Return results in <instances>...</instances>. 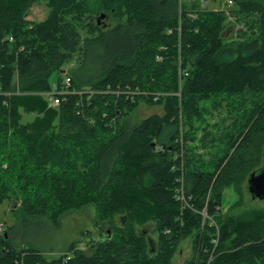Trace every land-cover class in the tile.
Wrapping results in <instances>:
<instances>
[{
  "label": "trees",
  "instance_id": "16d2710c",
  "mask_svg": "<svg viewBox=\"0 0 264 264\" xmlns=\"http://www.w3.org/2000/svg\"><path fill=\"white\" fill-rule=\"evenodd\" d=\"M36 1L0 0V203H18L25 225L39 216L57 224L86 205L98 222L122 215V224L90 236L87 251L71 244L64 254L53 252L58 228L49 221L48 239L2 228L0 264H167L192 234L191 264H264V212L238 222L216 215L223 187L264 151V0H234L229 11L247 26L231 41L221 0H101L95 10L45 0L41 22L26 17ZM100 11L114 23L94 19ZM64 70L71 89L91 93L52 106L49 77L56 71L60 81ZM141 101L163 104V113L123 120ZM207 104L231 113L227 150L241 137L211 173L174 142L191 138ZM181 179L193 208L174 195ZM204 203L218 228L206 219L200 230ZM148 220L157 243L136 230Z\"/></svg>",
  "mask_w": 264,
  "mask_h": 264
},
{
  "label": "rangeland",
  "instance_id": "374dc122",
  "mask_svg": "<svg viewBox=\"0 0 264 264\" xmlns=\"http://www.w3.org/2000/svg\"><path fill=\"white\" fill-rule=\"evenodd\" d=\"M83 1L86 3L87 8L91 10L97 9L101 2V0ZM208 1H210V5H213L212 0ZM49 13L50 9L47 5V2L45 0H38L30 5L26 17L32 21L41 22L48 17ZM105 15V12L103 13V11H100L98 14L94 15V19L96 18L97 20V18H99L98 21L100 22L104 20ZM225 15L226 22L230 25V29L228 30V33H230L227 41L240 39L239 32L245 30L247 24H244L241 19H234V16L236 15L232 11L226 12ZM106 23L111 25L114 23V21L111 20L108 15H106L105 22L102 23V25H105ZM94 65V60L89 59L86 63V69L88 70ZM57 78L58 73L56 71H52L49 77L50 85L56 82ZM76 91L77 96L83 94V96L86 98L88 97V93L82 89H78ZM128 92L131 91L128 90ZM206 107L207 110H205L199 118H196L194 121H192L194 129L191 128L189 130L191 138L184 141L181 136L178 139H174V142L180 140L181 145L183 144L181 147L182 149L187 147L190 149V153H194L198 160V165L200 166L201 171L204 173H211V171L215 170L217 165L221 166L225 163L227 157H224V155L227 152L229 155L236 148L238 142L241 140V137L237 140V142H235L231 149L227 150L229 144V139H227L228 134H234L235 129L233 126L234 122L232 121L231 113L227 112L228 110H226V104L223 106V110L218 108L215 109V111H212L209 109L208 104ZM224 107L226 111L224 110ZM162 113L163 104L141 101L131 112V114L127 116V118L131 116L132 120L136 121L152 114ZM32 118L33 114H27L25 115L24 120H31ZM261 160L262 154L260 159L256 162L241 166V170L234 176L233 182L223 187L222 204L219 206L220 212L216 215H223L224 217L229 216L231 220L238 222L250 219L255 215V212H264V198L253 199L247 188L248 174L254 167L261 163ZM184 187L183 179H181L180 183H178L175 188L174 195L176 199L182 202V207L190 206L193 208L192 203L187 198V195H185V193L182 195L181 193ZM210 189L211 186L206 193L205 202L211 195L212 190ZM17 205L18 203H15L13 199L10 201L6 199L0 203V225L2 228L11 229L12 227L10 225L15 223V229L13 233L17 234L18 232H21L22 229L23 236L26 238L28 234L36 231V233L42 234L46 239H48V235L43 233L46 231V226L44 224H46V221H49V223L47 222L49 226H52L56 229L58 228L56 230V235L52 234L53 238L56 236L58 238V244L53 248V252H60L63 254L68 252V246L71 244L77 249H83L87 251L88 248L85 245L89 241L90 236H94L98 233H102L103 230H109L110 227L113 228L114 226H120L122 224V215H116L112 224L110 222H98L96 220L93 206L86 205L81 209L73 210L60 216L57 224H55L54 221L47 216H39L34 219V222L36 221L35 223L31 225H25V222L18 220L19 216L14 211ZM199 212L202 215L200 230H203V225L206 219H208L206 221H210L211 224H215V227L218 228L216 224L218 223L216 222V216H207L206 203H204L203 208ZM136 230L140 233H143V235L148 238L150 242L157 243L158 233L155 229V223L152 220H148L143 224L136 225ZM21 234H19V236ZM71 234L72 236L70 237ZM52 236L49 234V237ZM215 237L218 236H214V241L217 240ZM35 238L39 240L38 237ZM67 240L68 245L65 246ZM195 244L196 242L193 234L183 237L175 246L172 256L170 257L167 264H191L196 259Z\"/></svg>",
  "mask_w": 264,
  "mask_h": 264
},
{
  "label": "built area",
  "instance_id": "2783aa9c",
  "mask_svg": "<svg viewBox=\"0 0 264 264\" xmlns=\"http://www.w3.org/2000/svg\"><path fill=\"white\" fill-rule=\"evenodd\" d=\"M199 3L201 7H205L208 5V0H199ZM221 3L222 4L218 8L222 9L226 14V12H228L229 9L232 8L234 4V0H221ZM85 92L89 93L88 91ZM69 93H77V91L71 89V76L66 70H64L60 82L57 85L53 86L52 89L47 92V96L49 98L50 104L52 106H57L60 104L63 95ZM181 193L182 195H184L183 191H181ZM1 231H2V226L0 225V232Z\"/></svg>",
  "mask_w": 264,
  "mask_h": 264
},
{
  "label": "water",
  "instance_id": "95a60500",
  "mask_svg": "<svg viewBox=\"0 0 264 264\" xmlns=\"http://www.w3.org/2000/svg\"><path fill=\"white\" fill-rule=\"evenodd\" d=\"M247 183L248 191L253 199L264 198V151L261 165L250 172Z\"/></svg>",
  "mask_w": 264,
  "mask_h": 264
},
{
  "label": "crops",
  "instance_id": "0c3cea01",
  "mask_svg": "<svg viewBox=\"0 0 264 264\" xmlns=\"http://www.w3.org/2000/svg\"><path fill=\"white\" fill-rule=\"evenodd\" d=\"M58 77H59V75H58ZM59 82H60V81H59V79L57 78L56 82H54L52 85L55 86V85H57ZM52 85H51V88L53 87ZM130 117H131V116H130ZM130 117H129V118H130ZM129 118L126 117V118H124L123 120H128ZM138 120H140V119H138ZM262 158H263V155H262ZM261 163H262V160H261ZM261 163H260L258 166H260ZM258 166H256V167H258ZM256 167H254L253 169H255ZM253 169H252V170H253ZM252 170H251V171H252ZM251 171H250V172H251ZM250 172H249V174H250ZM249 174H248V175H249ZM255 199H258V198H255ZM14 225H15V223H14V224H11L10 226L13 228ZM13 231H14V230L11 231V236H10V237H12V238H14L15 236H17L16 233H13ZM71 236H72V234L70 235V237H71ZM70 237H69V239H70ZM69 239H68V240H69ZM56 253H57V252H56ZM58 253H59V252H58Z\"/></svg>",
  "mask_w": 264,
  "mask_h": 264
}]
</instances>
